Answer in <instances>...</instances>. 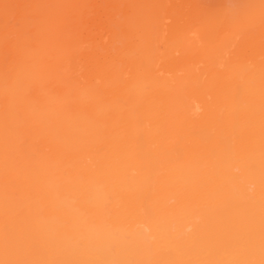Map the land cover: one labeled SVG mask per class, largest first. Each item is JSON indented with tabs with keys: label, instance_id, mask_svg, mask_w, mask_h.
<instances>
[{
	"label": "bare ground",
	"instance_id": "6f19581e",
	"mask_svg": "<svg viewBox=\"0 0 264 264\" xmlns=\"http://www.w3.org/2000/svg\"><path fill=\"white\" fill-rule=\"evenodd\" d=\"M0 264H264V0H0Z\"/></svg>",
	"mask_w": 264,
	"mask_h": 264
}]
</instances>
